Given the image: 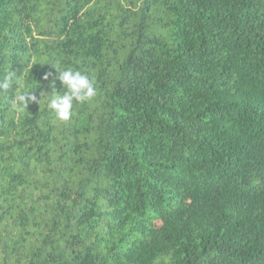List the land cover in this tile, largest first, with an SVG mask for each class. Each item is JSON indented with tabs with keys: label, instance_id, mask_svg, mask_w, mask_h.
Masks as SVG:
<instances>
[{
	"label": "trees",
	"instance_id": "1",
	"mask_svg": "<svg viewBox=\"0 0 264 264\" xmlns=\"http://www.w3.org/2000/svg\"><path fill=\"white\" fill-rule=\"evenodd\" d=\"M57 62L96 96L14 109ZM9 71L0 264H264V0H0Z\"/></svg>",
	"mask_w": 264,
	"mask_h": 264
},
{
	"label": "clouds",
	"instance_id": "2",
	"mask_svg": "<svg viewBox=\"0 0 264 264\" xmlns=\"http://www.w3.org/2000/svg\"><path fill=\"white\" fill-rule=\"evenodd\" d=\"M56 70L55 79L51 80L49 87L51 93L44 91L40 98L37 97L30 89L24 88L23 91H18L14 95L13 108L17 111H24L30 103L41 105L46 100L47 109L55 114V118L62 122H67L73 116L75 104H83L92 100L97 92L94 82L90 77L81 70L71 67H63L57 62L52 65ZM51 73H45L43 80L48 81ZM57 80L64 89L63 94L56 90ZM14 85H20L19 78L16 73L9 71L0 81V90L12 89Z\"/></svg>",
	"mask_w": 264,
	"mask_h": 264
}]
</instances>
